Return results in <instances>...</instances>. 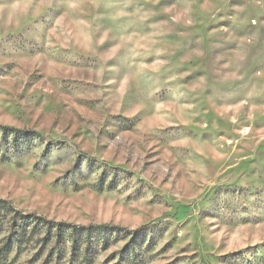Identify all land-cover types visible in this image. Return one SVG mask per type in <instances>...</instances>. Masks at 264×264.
Segmentation results:
<instances>
[{"label": "rangeland", "instance_id": "obj_1", "mask_svg": "<svg viewBox=\"0 0 264 264\" xmlns=\"http://www.w3.org/2000/svg\"><path fill=\"white\" fill-rule=\"evenodd\" d=\"M0 202L115 229L92 264H264V0H0ZM5 221L0 264L75 259Z\"/></svg>", "mask_w": 264, "mask_h": 264}, {"label": "trees", "instance_id": "obj_2", "mask_svg": "<svg viewBox=\"0 0 264 264\" xmlns=\"http://www.w3.org/2000/svg\"><path fill=\"white\" fill-rule=\"evenodd\" d=\"M2 210H6L3 216H1ZM12 210L6 202H0V230L3 229L2 221L7 220L8 222L5 221L4 223H10L16 229L14 233L17 234L16 242L25 240L28 234L35 237L44 233L42 242L45 243V248L49 244L55 243L56 249H59L57 253V257L59 258H62L65 254L60 247L67 246L68 241H70L75 258L74 260L73 258L71 259L70 264H92L93 259H91L90 253L93 254L92 251L101 246L104 250L106 246L110 245V243L120 236L112 227L77 228L44 221L41 218L24 216L18 212L13 213ZM9 244L8 254L13 250V246L11 243ZM53 256H56L55 249H53L52 258Z\"/></svg>", "mask_w": 264, "mask_h": 264}]
</instances>
